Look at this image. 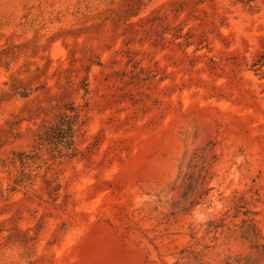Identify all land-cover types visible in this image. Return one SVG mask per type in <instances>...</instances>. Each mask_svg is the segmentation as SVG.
<instances>
[{
	"label": "rangeland",
	"instance_id": "obj_1",
	"mask_svg": "<svg viewBox=\"0 0 264 264\" xmlns=\"http://www.w3.org/2000/svg\"><path fill=\"white\" fill-rule=\"evenodd\" d=\"M0 264H264V0H0Z\"/></svg>",
	"mask_w": 264,
	"mask_h": 264
},
{
	"label": "trees",
	"instance_id": "obj_2",
	"mask_svg": "<svg viewBox=\"0 0 264 264\" xmlns=\"http://www.w3.org/2000/svg\"><path fill=\"white\" fill-rule=\"evenodd\" d=\"M84 89L87 93L86 88ZM84 122L82 107L71 100L65 101L56 115L42 126L36 138L37 148L47 147L53 158L74 157L78 152L76 141ZM18 154L22 166L27 165L28 159L35 157L34 154L25 151H19ZM30 178L31 176L22 171L19 175V184H24ZM58 187L57 184L52 186V191H57Z\"/></svg>",
	"mask_w": 264,
	"mask_h": 264
}]
</instances>
